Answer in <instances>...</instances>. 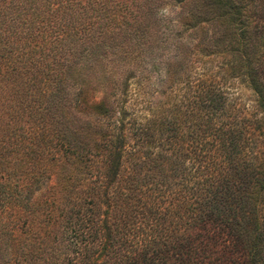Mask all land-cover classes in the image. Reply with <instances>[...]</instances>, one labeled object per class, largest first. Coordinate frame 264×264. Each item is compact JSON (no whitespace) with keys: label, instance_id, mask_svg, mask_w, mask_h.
Returning <instances> with one entry per match:
<instances>
[{"label":"trees","instance_id":"1","mask_svg":"<svg viewBox=\"0 0 264 264\" xmlns=\"http://www.w3.org/2000/svg\"><path fill=\"white\" fill-rule=\"evenodd\" d=\"M0 64V264H264V0H0Z\"/></svg>","mask_w":264,"mask_h":264},{"label":"rangeland","instance_id":"2","mask_svg":"<svg viewBox=\"0 0 264 264\" xmlns=\"http://www.w3.org/2000/svg\"><path fill=\"white\" fill-rule=\"evenodd\" d=\"M163 9H164V13L165 14L170 12L169 11V7H168L167 4H165L163 6ZM5 70H6L5 66L0 64V75L2 73H4ZM236 91L238 93V97L240 98L241 103H243L244 105H246V106L251 108V106H252V98H251V95H250L249 91L245 87H243L241 85H238Z\"/></svg>","mask_w":264,"mask_h":264}]
</instances>
